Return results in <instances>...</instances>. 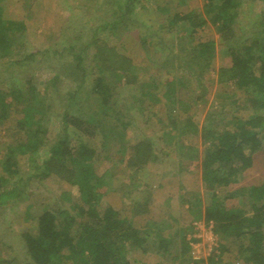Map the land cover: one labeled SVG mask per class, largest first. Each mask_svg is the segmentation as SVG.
Returning a JSON list of instances; mask_svg holds the SVG:
<instances>
[{
    "label": "rangeland",
    "instance_id": "rangeland-1",
    "mask_svg": "<svg viewBox=\"0 0 264 264\" xmlns=\"http://www.w3.org/2000/svg\"><path fill=\"white\" fill-rule=\"evenodd\" d=\"M207 3L208 0H133V3H126V0H0L6 17L16 23L7 33L13 34L15 48L12 51L4 49V52L0 49V108L5 116L0 124V158L6 144L18 139L26 124L30 125L36 116L46 112V101L50 100L57 111L66 95L75 90L77 83L67 75H60L64 71L62 63L73 59L68 51H64L66 47L74 46L78 52L89 47L84 51L89 84L76 93L69 107L75 115L87 114L90 84L93 77L103 74L101 65L99 67L95 62L101 60L102 66L111 71L114 67L120 83L126 81L122 74L127 67L131 66L134 72L141 69L139 80L120 88L119 96L131 106L132 100L136 99L130 111L132 123L125 132L128 150L123 152L121 140L107 143L103 134L84 139L99 153L94 162L97 173L106 172L100 189L104 203L130 213L129 219L137 228L145 229L148 223L150 228L165 223L172 225L170 233H176V239L166 254L132 251L130 258L136 264H179L174 257L180 253L182 235L190 242L189 256L206 259L220 238L214 232L213 222L204 220L203 209L211 191L207 190L202 178L201 157L184 160L181 143L190 141L199 150L204 149L209 136L207 134L204 140L203 130L210 126L213 130H221L223 124L235 117L236 110L229 108L230 99L233 94L244 98V94L235 82L223 79L226 77L223 68H227L231 61L226 51L230 45L240 44L245 37L249 40L256 38L264 3L261 0H238L239 17L233 24V34L229 35L232 39H227L224 32L210 21L196 30V37L214 40L217 47L215 66L203 71V68L191 64L189 52L192 44L181 45L178 33L190 29L193 18L200 15L206 18L204 9ZM127 5L132 12L125 24L112 27ZM177 13L188 18L173 30L172 20ZM18 23H23L24 28H19ZM0 24L5 26L6 22ZM48 48L64 51V58L50 55L46 60ZM36 52L27 63H23L24 57ZM30 79L38 97H45V102L33 99L32 92L22 86L21 82ZM110 79L114 80L113 76ZM142 82L161 83L154 92L155 100L161 99L160 104L143 98ZM168 82L173 83L172 93L177 103L165 99L167 90L164 85ZM181 104H187L189 108L185 110ZM186 113L199 126L194 137L182 135L180 131L183 129L170 123V119L179 120ZM237 113L248 116L241 108ZM51 119L50 143L59 131L56 115ZM234 124L232 122L224 129L233 132ZM144 137L150 140L155 153L165 155L160 156V161L141 168L133 167L129 162L131 146ZM47 151L48 147L36 157L22 156L20 172L0 192V258L12 260V264L31 262L23 234L34 231L37 212L45 206L70 209L80 203L79 190L70 181L71 172L55 167L50 176H38ZM263 156L261 153V158ZM215 190L223 200L231 186L219 185ZM2 192L13 193L2 196ZM224 201L228 202L227 197ZM233 264L239 262L235 260ZM240 264L244 263L241 261Z\"/></svg>",
    "mask_w": 264,
    "mask_h": 264
},
{
    "label": "trees",
    "instance_id": "trees-1",
    "mask_svg": "<svg viewBox=\"0 0 264 264\" xmlns=\"http://www.w3.org/2000/svg\"><path fill=\"white\" fill-rule=\"evenodd\" d=\"M261 1L264 3V0ZM129 2L133 3V0H126V3ZM237 3L238 0H208L204 9L207 19L200 15L198 20L193 18L190 29L180 30L181 45L192 44L189 52L192 65L203 68V71L215 66L216 42L196 37V30L210 21L224 32L227 39H232L229 35L233 34V24L239 17ZM129 6L113 21L112 27L125 24L128 14L132 12ZM260 16L262 19L256 38L249 40L245 37L240 44L230 45L226 51L231 61L227 68H223L226 73L223 79L235 82L238 90L244 94V98L233 94L230 99L233 106L231 104L229 108L236 110V115L226 125L235 123L234 131L224 129V124L221 130H213L211 126L202 129L203 139L207 134L209 136V143L203 150L190 141L181 143L184 160L201 157L202 178L207 190L211 191V197L206 200L203 209L204 220L206 223L213 222L214 232L220 238L217 247L206 259L191 258L190 242L181 234L180 253L174 257L179 264H233L235 260L239 264L241 261L244 264H264V156L261 158V153H264V8ZM187 18L177 13L171 28H178L179 23ZM1 22H6V25L0 24V49L3 52L4 49L12 51L15 39L13 34L7 33L16 23L6 17L0 4ZM18 24L19 28L25 26L23 23ZM88 48L84 47L79 52L75 51L74 46L64 49L73 59L62 63L64 71L60 75H67L76 82L75 90L66 95L67 98L61 101L62 105L57 111L50 100L46 101V112L36 116L30 125L22 127L24 133L6 144L0 158V192L20 172L19 160L22 156H37L46 147L48 155L39 166L38 176L48 177L55 167H61L71 172L70 181L79 190L80 203L70 209L45 206L37 212L34 231L28 230L23 234L25 249L31 261L28 264H136L130 258L132 251L163 255L168 253L171 243L176 239V233H170L171 224L150 228L151 224L148 223L147 228L140 229L129 219L130 213L126 214L104 203L100 189L104 185L106 172L97 173L94 162L99 153L84 139L103 134L107 143L121 140L123 152L128 150L125 132L132 123L130 111L136 99L132 100L131 106L119 96L120 88L139 80L141 69H135L136 73L131 66L127 67L122 74L126 76V81L120 83L114 67H111V71L109 67L105 69L102 66L101 60L95 62L99 67L101 65L100 72L103 74L92 79L87 114L75 115L69 110L71 102L75 100L76 93L89 84L84 64V51ZM64 51L48 48L46 60L50 55L64 58ZM35 54L37 52L24 57L23 63H27ZM111 76L114 80L110 79ZM21 84L26 86V91L32 92L33 99L39 98L45 102V97H38L32 79ZM167 84L164 85L167 90V94L164 93L166 101L170 99L169 102L177 103L172 93L173 83ZM141 86L143 98L155 100V89H159L161 83L142 82ZM154 102L160 104L161 99ZM181 105L185 110L189 108L187 104ZM240 108L248 116L239 115L237 112ZM55 115L59 120V131L50 143L51 118ZM183 115L179 120L170 119V123L177 129H183L180 131L182 135L196 136L199 132L197 122L191 115ZM4 118L0 108V124ZM131 149L129 162L138 168L160 161V156L165 155L155 153L146 137L132 145ZM219 185L231 186L230 192L224 196V199L227 197L226 203L215 190ZM11 193L2 192L1 195L8 196ZM0 264H12V260L0 258Z\"/></svg>",
    "mask_w": 264,
    "mask_h": 264
}]
</instances>
